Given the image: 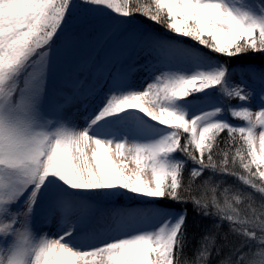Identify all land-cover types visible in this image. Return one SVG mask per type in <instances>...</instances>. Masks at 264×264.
<instances>
[{
    "label": "snow or ice",
    "instance_id": "snow-or-ice-1",
    "mask_svg": "<svg viewBox=\"0 0 264 264\" xmlns=\"http://www.w3.org/2000/svg\"><path fill=\"white\" fill-rule=\"evenodd\" d=\"M0 264H264V0H0Z\"/></svg>",
    "mask_w": 264,
    "mask_h": 264
},
{
    "label": "rangeland",
    "instance_id": "rangeland-1",
    "mask_svg": "<svg viewBox=\"0 0 264 264\" xmlns=\"http://www.w3.org/2000/svg\"><path fill=\"white\" fill-rule=\"evenodd\" d=\"M138 20L142 21L143 24L146 25H151L152 28H154L156 31L160 32L161 34H165V35H169L168 33H165V31H161L159 25H155L152 24L151 21H147L144 20L143 17H137ZM71 26L74 29L79 28V18L77 17L76 19H74L71 22ZM160 30V31H159ZM183 40H186L184 38H180ZM188 42H190L189 40H186ZM193 42V41H192ZM191 42V43H192ZM195 43V42H193ZM192 43V44H193ZM196 44V43H195ZM194 44V45H195ZM146 57H144L142 54L139 55V57L137 56H133L132 59L129 61L131 62H135L138 64H143L145 61ZM218 59V58H217ZM219 60V59H218ZM146 76V73L144 71H139L135 74L134 76V82H135V86L138 88H142L144 86V78ZM59 88V73L55 72L52 76L51 82H50V86H49V101H55L56 99H58V97L56 96V93L58 91ZM210 91H215V90H210ZM201 96H203L204 94H200ZM197 97H190L189 99H196ZM99 103V98H96L94 101L90 102L87 106V108H85L84 106L77 104V105H73L69 108L66 109L65 115L70 117L73 121H75L77 124L82 125L85 121V119L87 118L88 115H90L93 111V109L97 106V104ZM231 104H237L238 102L235 100H232L230 102ZM225 119H228L230 122L234 123V124H241V121L235 120L233 118H231L230 116H225ZM131 196V194L125 195V196H121V197H125L127 198V200L120 202V197L117 198L114 201H105V200H101L100 201V206L103 208H108L113 206V204L118 205V206H122L124 205V207H131L133 206V202H138V203H144L143 198L140 199H130L129 197ZM135 206V205H134ZM153 223H159L158 221L153 222ZM40 227H42L44 229V231L50 232V233H56V224L55 222H53L51 225L48 226H44V225H39ZM88 238L90 239L91 236L90 234H88Z\"/></svg>",
    "mask_w": 264,
    "mask_h": 264
},
{
    "label": "trees",
    "instance_id": "trees-1",
    "mask_svg": "<svg viewBox=\"0 0 264 264\" xmlns=\"http://www.w3.org/2000/svg\"><path fill=\"white\" fill-rule=\"evenodd\" d=\"M74 19H76V18H74ZM160 30L163 31L164 29L161 28ZM186 40H184L185 44L191 45L194 48H200V46L198 44H195V43H193L190 40H189L190 42H188ZM201 51H203L205 53H208V55L215 56V57L219 58L221 61L228 62V58L227 57L216 56V54H214V53H209L207 49H201ZM247 62H248V60L246 58H235V59H232L230 61V65H236V64L247 63ZM226 135H227V133L223 134L221 139L223 140L224 136H226ZM191 167H193V165L191 164V162H189V164L187 165V168L185 169V177L186 178L188 176V170ZM208 174H209L208 172L204 173V175H208ZM217 179H222L224 181V184H222L220 186L221 188H223L225 185H231V186H233V192H235L236 189H242L245 192H251L252 191L250 188H247V187L243 186L234 176L217 177ZM208 194L211 195V192H209ZM217 195L220 196V193L217 192ZM220 198H221V202H223L222 196ZM255 199H256L257 207H258L259 201H260V195L259 194H255ZM119 200H120V202H122V201L127 200V198L120 197ZM133 203H137V202H133ZM163 203H170V202H163ZM247 203H248L247 201H242L239 205H236V206L241 210L242 213H244V212H246L248 210L247 209ZM170 206L175 212H180L184 207H187V214H188L187 226H188V234H189L190 243L188 245V248L185 249V251L189 255H191L192 250L195 248V246L197 244V240L199 239V237L201 235H203L204 231L212 223V221L197 216L195 214V212L193 211L192 206L190 204L187 205V206L178 205V204H171ZM223 233H228V225L226 223L224 225H222V228H221V234H223ZM239 241H240L239 237L233 236L231 233H228V242H229L230 245H236V244L239 243ZM219 243L223 244L224 240L221 239L219 241ZM224 251L227 252L228 248H225Z\"/></svg>",
    "mask_w": 264,
    "mask_h": 264
}]
</instances>
